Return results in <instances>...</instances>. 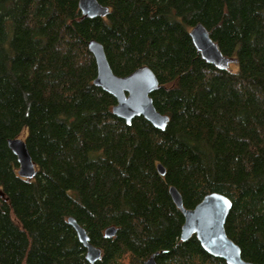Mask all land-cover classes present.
I'll use <instances>...</instances> for the list:
<instances>
[{
	"label": "trees",
	"instance_id": "1",
	"mask_svg": "<svg viewBox=\"0 0 264 264\" xmlns=\"http://www.w3.org/2000/svg\"><path fill=\"white\" fill-rule=\"evenodd\" d=\"M78 1L0 0V264H91L69 216L100 248L93 264L154 252L157 264H226L195 235L181 240L171 186L186 209L211 192L229 198L228 238L264 264V0H97L102 17H83ZM196 23L237 59L230 71L197 52ZM90 39L114 74L152 70L163 130L113 114L116 99L93 83ZM12 137L25 140L31 180Z\"/></svg>",
	"mask_w": 264,
	"mask_h": 264
},
{
	"label": "water",
	"instance_id": "2",
	"mask_svg": "<svg viewBox=\"0 0 264 264\" xmlns=\"http://www.w3.org/2000/svg\"><path fill=\"white\" fill-rule=\"evenodd\" d=\"M78 7L83 17H102L109 12L108 6L100 4L97 0H79ZM188 33L197 52L206 62L227 71L231 70V65L237 64L234 56H226L218 49L208 30L201 23L191 26ZM87 46L94 56L97 67L93 83L116 99L112 108L113 114L123 119L126 124H130L134 117L142 116L154 127L163 130L168 122V116L158 112L153 105L150 94L157 87L158 82L152 70L142 65L127 75H116L108 64L101 43L90 39ZM7 146L16 156L18 175L27 180L33 179L37 169L28 152L25 140L20 137L8 138ZM156 167L158 172L164 175L163 166L158 163ZM169 193L184 216L180 232L181 240L195 235L205 252L223 259L226 264H254L242 257L239 246L228 238L225 232L224 224L231 208L229 198L221 193L211 192L206 194L193 208L186 209L175 187L171 186ZM0 196H4L1 189ZM67 222L73 227L79 242L85 247V258L93 264L101 256L100 248L89 242L86 230L77 223L75 218L69 216ZM115 232L116 228L109 226L104 230V236L112 237ZM156 255L157 252L152 253L143 264H157Z\"/></svg>",
	"mask_w": 264,
	"mask_h": 264
}]
</instances>
